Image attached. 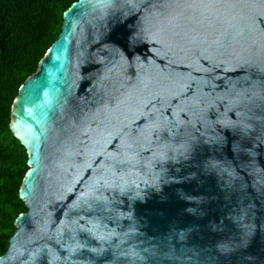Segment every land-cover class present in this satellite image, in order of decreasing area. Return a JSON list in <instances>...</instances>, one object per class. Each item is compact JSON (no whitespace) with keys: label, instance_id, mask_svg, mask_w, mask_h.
Masks as SVG:
<instances>
[{"label":"water","instance_id":"95a60500","mask_svg":"<svg viewBox=\"0 0 264 264\" xmlns=\"http://www.w3.org/2000/svg\"><path fill=\"white\" fill-rule=\"evenodd\" d=\"M11 129L0 264H264V0L76 1Z\"/></svg>","mask_w":264,"mask_h":264},{"label":"trees","instance_id":"16d2710c","mask_svg":"<svg viewBox=\"0 0 264 264\" xmlns=\"http://www.w3.org/2000/svg\"><path fill=\"white\" fill-rule=\"evenodd\" d=\"M76 1L0 0V257L9 248L17 218L28 210L20 190L30 170L29 154L11 129L13 104Z\"/></svg>","mask_w":264,"mask_h":264}]
</instances>
